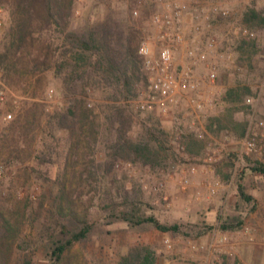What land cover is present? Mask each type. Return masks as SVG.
<instances>
[{
	"label": "rangeland",
	"instance_id": "1",
	"mask_svg": "<svg viewBox=\"0 0 264 264\" xmlns=\"http://www.w3.org/2000/svg\"><path fill=\"white\" fill-rule=\"evenodd\" d=\"M139 1L76 0L70 27L82 30L98 22L120 21L157 54L158 28L152 17L166 7L153 0ZM180 1L183 16L179 30L189 45L206 44L210 34L218 39L210 52L216 53L218 75L214 82L204 79L207 104L200 116L187 113L184 100L168 115L136 112L134 101L147 87L146 82L137 81L136 93L127 100L115 93L112 85L106 91L99 84L91 85L89 75L81 74L82 68L75 67V74L69 75L73 61L70 53L57 48V31L53 32V48L64 65L60 73L54 65L25 82L20 69L5 75L0 65V92L5 96L0 100L2 127L21 113L27 101L42 105L34 152L16 167L0 166V204L8 205L7 217L19 226L12 247L5 249L10 264L23 255L39 264L48 263L44 243L57 226L55 201L61 190L67 192L63 207L72 203L95 225L88 239L74 245L61 264H121L125 256L143 247L154 251L156 264H264V175L250 168L257 161L264 163V128L257 124L264 119V0L226 1L229 18L194 10V0ZM249 8L256 9L260 17L246 21L244 14ZM134 9L138 15L133 14ZM10 25L11 4L2 2L0 51ZM237 25H247L255 38L235 34ZM230 51L234 53L232 61L226 58ZM175 55L180 65L183 50ZM196 73L204 78L206 69L200 67ZM109 91L113 94L108 97ZM81 99L94 120L85 128L87 136L83 132L80 139H70L71 122L66 127L59 118L69 117L67 109ZM126 105L132 116L122 133L120 124L113 125L112 120L114 116L117 119L115 107ZM8 114H12L11 119L6 118ZM235 119L240 122L236 127L231 123ZM210 124L209 134L205 127ZM243 124L247 129L250 125L251 136L258 138L261 149L257 152H243L242 140L247 133H240ZM198 130L203 137L199 138ZM126 138L148 149L121 151L119 141ZM69 143L82 150L75 154L78 161L66 163ZM209 155L216 160H209ZM92 162L94 166H90ZM240 183L254 197L256 208L244 212L245 223L239 229L223 230L217 217L239 200ZM125 197L145 201L149 213L161 223H179L182 230H137L123 222L105 224L108 207ZM204 221L211 227L206 228ZM167 238L170 248L165 244ZM212 241L215 247L208 250Z\"/></svg>",
	"mask_w": 264,
	"mask_h": 264
},
{
	"label": "trees",
	"instance_id": "2",
	"mask_svg": "<svg viewBox=\"0 0 264 264\" xmlns=\"http://www.w3.org/2000/svg\"><path fill=\"white\" fill-rule=\"evenodd\" d=\"M75 1L0 0V3L11 4V25L8 28L7 41L0 51L3 73L12 75L14 70L20 69V75L25 77L23 78L25 82L54 65L60 68V73L64 65L58 57V51L53 48L55 44L53 32L57 31L60 44L57 48L62 49L64 54L70 53L74 62L67 71L69 75H74L76 68H82L81 74L89 75L91 85L99 84L105 91L108 90L107 86L112 85L115 93H121L129 100L131 94L136 93L137 81L146 82V86L149 84L150 72L145 66V58L139 52L140 41L136 35L130 33L126 24L115 20L108 23L98 22L82 30H73L70 26ZM244 15L248 22L260 17L254 8L247 9ZM33 89H37L35 85ZM108 94L106 96L109 97L113 91H109ZM76 101L72 108L67 109V113L71 114L70 118L68 116L59 118L66 127L72 126L70 139L75 136L80 139L83 132L87 136L85 128L94 120L92 111L86 107V101L83 99ZM26 104L22 107L21 113L4 127L0 123V166L4 165L5 168L18 166L24 156H30L35 150L32 147L37 137L35 130L42 124L40 117L42 105L35 101H27ZM115 110L117 119L115 120L114 116L112 124L118 122L120 124L118 130L125 133L127 128L124 125L132 116L128 114L130 109L126 105L115 107ZM240 129L243 130L242 127ZM245 130L247 126L243 132ZM80 141L82 142V139ZM119 147L121 151L131 147L135 149L134 152L148 149L140 143H134L130 138L124 139L123 142L119 141ZM76 149L75 143H69V149L65 153L66 163L78 161L75 154L82 148L79 147L78 151ZM90 166H94V163L92 162ZM250 168L264 175V163L257 161ZM94 173L95 171L93 175ZM237 194L239 200L235 205L217 217L223 230L239 229L245 223L244 212L256 208L254 197L249 194L244 184L238 185ZM64 197H67V192L61 190L55 201L57 226L44 243L47 264H61L67 252L78 242L87 240L95 226L86 215L80 214L78 209L71 206L72 203L63 207ZM10 210L8 205L0 204V264H10V256L5 249L12 247L19 232L18 223H13L7 217V211ZM104 219L105 224L123 222L137 230L154 227L161 231L180 232L183 227L179 223H161L154 214L149 213L145 201L126 197L118 203H112ZM205 227L210 228L211 224L205 223ZM155 261L154 251L143 247L125 256L121 264H156ZM12 264L39 263L35 262L33 257L23 255L17 257Z\"/></svg>",
	"mask_w": 264,
	"mask_h": 264
},
{
	"label": "built area",
	"instance_id": "3",
	"mask_svg": "<svg viewBox=\"0 0 264 264\" xmlns=\"http://www.w3.org/2000/svg\"><path fill=\"white\" fill-rule=\"evenodd\" d=\"M165 5L162 12L155 13L152 17L153 23L158 28V53L154 54L147 42L140 45L139 52L145 58V66L150 72L149 84L135 99L134 108L136 112H159L168 115L173 106L185 101L187 113L200 116L206 110V98L203 90L204 79L208 78L214 82L219 70V63L214 54L210 52L217 47L218 39L215 35H208L205 49L198 50L193 45H189L184 34L179 30L182 22V4L180 0H153ZM209 1V2H208ZM226 1L220 3L212 0H194L193 9L198 11H212L222 18H229L230 11L225 6ZM142 3V0L139 1ZM138 9L133 10L134 15H138ZM199 28L197 27V30ZM233 32L241 35L245 39H254L255 32L247 25L234 26ZM183 50L184 60L180 65L175 61V53ZM226 58L234 60V53L227 52ZM205 66L204 78L197 76L196 69ZM52 92V91H51ZM5 96L0 92V100ZM252 102V98H247ZM204 117V116H203ZM202 117V118H203ZM6 118L11 119L12 114ZM204 120V119H203ZM258 126L264 128V119H261ZM251 126H248L247 133L242 140V150L245 153L257 152L259 147L258 138L251 136ZM199 138L203 133L198 130ZM209 160H216L214 155H209ZM168 248L171 247L169 239H165ZM215 242L209 244L208 250L215 247ZM196 246L194 245L193 248Z\"/></svg>",
	"mask_w": 264,
	"mask_h": 264
},
{
	"label": "crops",
	"instance_id": "4",
	"mask_svg": "<svg viewBox=\"0 0 264 264\" xmlns=\"http://www.w3.org/2000/svg\"><path fill=\"white\" fill-rule=\"evenodd\" d=\"M206 40V39H205ZM195 48H197L198 50H200V49H205L206 47H207V45L206 44H204V42H202V45H200V46H195V45H193ZM208 48V47H207ZM214 54V56H216V53H213ZM175 58H176V55H175ZM200 67H202V68H205V66H203V65H200L197 69H196V71L200 68ZM233 118V117H232ZM232 125L234 126V127H236V126H238L237 124L238 123H240V122H238L237 123V120L235 119V120H233L232 122ZM212 125L210 124V125H208L207 127H205V130H206V132L207 133H212ZM242 128H243V130L245 129V125L243 124L242 126H241ZM198 129V128H197ZM197 129H195V130H197ZM203 129V128H202ZM243 130H241L240 131V133L242 134V133H244L243 132Z\"/></svg>",
	"mask_w": 264,
	"mask_h": 264
}]
</instances>
